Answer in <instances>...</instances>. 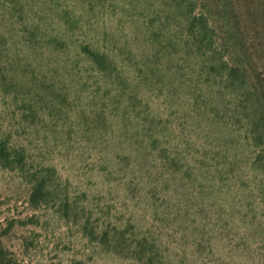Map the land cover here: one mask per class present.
<instances>
[{
    "label": "rangeland",
    "instance_id": "rangeland-1",
    "mask_svg": "<svg viewBox=\"0 0 264 264\" xmlns=\"http://www.w3.org/2000/svg\"><path fill=\"white\" fill-rule=\"evenodd\" d=\"M0 264H264V0H0Z\"/></svg>",
    "mask_w": 264,
    "mask_h": 264
}]
</instances>
